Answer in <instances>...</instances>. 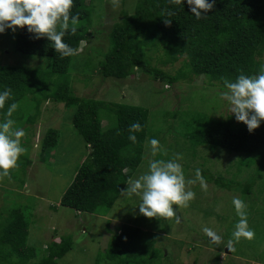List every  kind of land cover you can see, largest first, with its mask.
Returning a JSON list of instances; mask_svg holds the SVG:
<instances>
[{"label": "trees", "instance_id": "16d2710c", "mask_svg": "<svg viewBox=\"0 0 264 264\" xmlns=\"http://www.w3.org/2000/svg\"><path fill=\"white\" fill-rule=\"evenodd\" d=\"M93 7L88 6L86 0H74L71 14H78L79 22L76 25L70 23L69 32L64 37L65 42L75 50L73 55L62 57L46 38L37 39L26 29H17L14 53L40 59L44 65L41 68L0 65V90H12V97L0 108V122L13 119L14 128L23 127V131H26L28 128L31 130L30 126L41 117L42 102L51 99L63 103L67 108H74L71 124L84 140L89 156L80 165L63 194L60 206L78 214H105L111 210L123 193L121 191L127 187L129 179L143 165L145 142L155 138V133L150 130L148 110L79 98L69 86L71 60L81 43L88 40L91 34ZM120 8L119 20L112 25L106 36L110 50L97 63L98 75L103 80H125L137 71L162 86L165 84L170 90L179 79L190 74L203 76L209 83H215L220 89L226 90L223 87L224 80L235 81L241 74L254 77L262 68L264 0H214V7L201 19L192 15L186 0H181V3L177 0H134V3L121 5ZM72 27L76 29L74 35L70 34ZM162 48V56L166 55L167 59L157 58L153 66L150 57L139 59L135 54L137 49L158 52ZM179 57L186 59L183 67L185 70L180 69L172 75L160 69V66L173 63ZM13 102L18 107L11 117H7L8 106ZM101 112L115 117L110 128L103 129L102 118L99 116ZM200 120L202 122L195 127H186L180 134L187 140L183 142L185 153L200 161L211 157L210 160L215 159L217 163L226 158H233V162L223 168L217 167L218 164H201L199 170L205 183L214 186L213 196L208 197V208L207 205L200 206L201 199L192 200L187 208L180 207L179 210L177 207L175 218L184 219L189 210H196L204 212L205 216H210L217 224L221 223L224 231L218 233L222 236L219 245L211 244L209 238L201 233L202 230L199 232L200 221L197 228L191 227V231L195 237L203 238L207 247H219L221 251L226 249L232 255L236 246L246 239L240 238L237 241L233 237L239 217L232 202H226L227 205L219 203V195L226 196L227 192H233L230 195L232 198H240L235 187L240 186L242 169L256 166L255 173L249 176L246 185L240 189L244 194L240 199L246 204L248 226L253 230L248 212L254 209V204L246 197L251 196L252 184L260 181L264 172V122L250 133L244 124L239 122L233 125L229 119L221 121L205 116ZM22 123L23 126L20 125ZM133 123H139L140 129H131ZM56 135L54 130L46 132L41 139V151L54 147ZM130 135L136 137L135 142L129 140ZM19 139L24 148L31 143V137L26 133ZM159 153L158 158L164 159L163 150ZM201 153L205 156L198 157ZM241 156L245 157L244 160H240ZM256 187L261 188L258 193L263 196V187ZM9 199L7 197V202ZM9 210L1 211L0 208V264H58L71 250V240L61 238L59 243L52 241L47 244L46 251L38 252L28 243L27 215L24 216L18 208ZM3 214L6 216L3 217ZM158 218L162 220V217ZM185 219L188 225L192 222ZM119 232L112 236L102 259L107 264H166L164 260H168L169 252L159 247L156 234L127 225H123Z\"/></svg>", "mask_w": 264, "mask_h": 264}, {"label": "rangeland", "instance_id": "374dc122", "mask_svg": "<svg viewBox=\"0 0 264 264\" xmlns=\"http://www.w3.org/2000/svg\"><path fill=\"white\" fill-rule=\"evenodd\" d=\"M86 3L88 6H94L90 17L91 34L88 40L81 43L68 70V82L74 95L79 98L148 110L150 130L155 133V139L159 141L160 149L163 150V160L167 161V157L169 160L177 153L182 154L183 159L179 162L186 181L195 179V170L200 169L201 164L206 166L218 164L217 167L220 168L224 165L229 166L233 158L222 159L221 163L219 161L217 163L215 159L210 160L211 157L209 159L207 156L201 161L197 158L193 159L185 153L183 147V142L187 140L180 136L184 128L195 127L205 116L221 121L229 119L233 125L239 123L231 114L228 102L221 99L220 93L226 90L220 89L215 83H209L203 76L196 77L190 74L179 79L170 90L165 84L162 86L158 81L137 71L125 80L101 79L97 72V63L110 50L106 36L112 25L115 22L117 24L119 20L121 5H130L134 0H86ZM16 32L17 30L12 32L6 29L0 34V65L43 67L44 62L40 59L27 58L14 53ZM162 52L163 48L158 52L137 49L135 54L139 59L150 57V64L153 66L156 65L157 58L167 59L166 55L162 56ZM185 60L184 57H179L173 63L159 66L164 72L175 75L178 70H185L183 68ZM40 111L39 120L30 126L31 130L28 128L24 131L31 137V143L25 147V152L19 157L18 167L10 170L9 176L2 177L0 182L1 211L18 208L24 216L27 215L28 243L38 252L46 251V245L52 241L59 243L61 238H69L72 242L71 250L58 261V264H107L108 262L102 259L112 236L118 235L119 229L127 225L156 234L159 247H164L169 252L168 260H164L166 264H264V195L261 196L258 193L261 188L256 187L262 186L264 192V172L262 179L252 184L251 196L246 197L254 204V209L248 212V220L253 230L250 226L249 228L254 232V237L251 240H242L233 250L232 255L226 249L221 251L219 247H207L203 238L195 237L191 231V227L197 228L200 221L199 232L204 227H209L217 233H223V225L217 224L210 216H205L204 212L189 210L186 217L184 216L192 220L189 225L185 218L179 219V217L162 218V220L158 217L146 218L139 213L137 207L140 203L139 197L123 192L111 210L105 214H78L60 206L63 194L72 183L80 165L89 156V149L84 140L71 124L74 108H67L63 103L49 99L42 102ZM101 113L99 116L102 118L103 129L110 128V123L115 121V117L105 112ZM20 125L23 126V123ZM48 130L56 131V143L50 150L41 151V139ZM178 145L183 148H179ZM169 147L172 149L167 150ZM159 151L153 154L149 140L145 142L143 165H140L132 179L147 171L145 167L150 160L162 159L158 158ZM203 155L205 156L204 153L198 154V157ZM244 158L241 156L240 160ZM207 160L210 162L207 163ZM255 169L256 166L243 167L239 176L240 186L235 187L238 190L236 194L240 198L244 195L240 191L241 187L246 185V181L255 173ZM230 170L234 172L233 168ZM226 176L229 178L228 175ZM187 187L196 194L193 201L201 199L200 206L207 205L208 208V197L213 196L214 193L213 184L205 183V187L202 188L198 181ZM227 194L219 195V203L227 205L226 202L229 204L232 202L233 198L230 195L234 193L227 192ZM7 197L11 198L8 202ZM178 208L180 210V207ZM5 216L6 214H3V217ZM201 233L204 234L203 231Z\"/></svg>", "mask_w": 264, "mask_h": 264}, {"label": "clouds", "instance_id": "9594fccd", "mask_svg": "<svg viewBox=\"0 0 264 264\" xmlns=\"http://www.w3.org/2000/svg\"><path fill=\"white\" fill-rule=\"evenodd\" d=\"M177 2L181 3V0ZM73 3L74 0H0V34L6 29L12 32L26 29L35 38H46L52 42L53 49L62 57L71 56L75 50L65 42L64 37L69 32V24L76 25L79 22L78 14H71ZM186 3L197 19L205 17L204 14L214 7V0H186ZM75 32V27H72L70 34L74 35ZM223 87L226 91L220 93L221 99L228 102L235 120L244 124L250 133L257 129L264 122V66L254 77L241 74L235 81L224 80ZM11 97L10 88L0 90V108ZM17 107V103H11L6 116L11 117ZM14 125L15 121L10 118L0 122V178L9 176L10 170L18 167V159L25 152L19 139L25 133L23 129L14 128ZM140 127L139 123L131 125L133 130H139ZM135 139L134 135L129 136V140L135 142ZM149 143L153 154L160 150L157 139L152 138ZM182 159V154L177 153L167 161L150 160L144 174L129 179L126 189L121 192L139 197L137 207L142 216L173 218L177 207L187 208L195 198V193L187 185L199 181L201 187H205L199 169L195 170V180L186 181L179 162ZM232 204L239 217L233 237L237 241L240 238L251 240L254 232L248 226L246 204L238 197L233 198ZM202 231L211 244L219 245L222 242V236L212 228L204 227Z\"/></svg>", "mask_w": 264, "mask_h": 264}]
</instances>
